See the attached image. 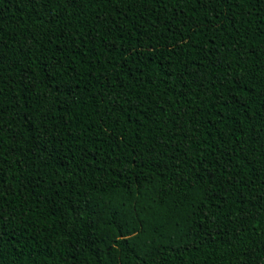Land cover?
I'll list each match as a JSON object with an SVG mask.
<instances>
[{
  "label": "trees",
  "instance_id": "16d2710c",
  "mask_svg": "<svg viewBox=\"0 0 264 264\" xmlns=\"http://www.w3.org/2000/svg\"><path fill=\"white\" fill-rule=\"evenodd\" d=\"M0 264H264V0H0Z\"/></svg>",
  "mask_w": 264,
  "mask_h": 264
}]
</instances>
